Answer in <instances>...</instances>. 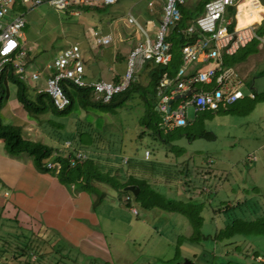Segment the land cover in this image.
Listing matches in <instances>:
<instances>
[{"label": "crops", "instance_id": "obj_1", "mask_svg": "<svg viewBox=\"0 0 264 264\" xmlns=\"http://www.w3.org/2000/svg\"><path fill=\"white\" fill-rule=\"evenodd\" d=\"M164 3L165 0H119L116 4L111 6H114V10L121 11L122 15L116 13V19L115 16L107 13L108 15L105 21L100 17L97 18L99 23L105 24L103 29L106 33L103 34L102 37L110 36L111 38L110 44L103 45L101 42L102 37H100L99 45H111L112 48L105 53L107 56L106 60L108 61V77L111 79V82L106 83H113L116 78H122L125 72V60L129 51L138 41H142L143 39V35L136 28L137 26L128 23V16L130 15L141 28L146 30L148 36L150 35L149 37H152L159 26ZM17 4L20 5L17 0H15L14 8L16 11H19L21 5L17 9ZM104 7L105 6H102L95 0L92 6H84L82 8L93 12H100ZM68 14L71 15L70 13ZM87 14L91 16L92 13L89 12ZM91 17L95 19L93 14ZM120 19L123 23V27L120 26L119 21L117 22V20ZM91 21L90 19V23H92ZM254 44L255 43L252 42L232 57H223L224 67L238 75L242 81L241 85H244V83L248 85L247 79L249 75L252 74L251 72L261 65L264 66V60H262L264 57V47L258 43L256 45ZM88 53H90V57L84 56L82 53L84 57V70L88 62H92L93 58L97 59V55L92 53L91 49H88ZM28 57L30 67L32 65L37 67L34 65V59L29 56V53ZM193 66L198 69H193ZM205 66L206 65L203 63L192 64L187 72H197L205 68ZM86 73L89 80L103 81L97 69H94V72L92 69H88ZM93 73L97 76L93 77ZM258 74L259 76L256 79L261 83V87L264 88V69L262 68ZM137 78L140 81V78ZM178 82L179 79L175 78V85L172 86L173 88L171 87V90L176 87ZM167 83L170 86L172 82L167 81ZM185 85L184 91L176 95L180 98L178 100H173L171 105L173 109L179 107V105L190 102L191 96L188 97V95L192 90L210 91L213 86L212 84ZM254 87H256L255 79L252 81V87L249 89L250 91L246 96L239 93L240 96L234 103H221V108L216 111L220 112L218 114L216 112H202L206 115L209 113L215 114L214 117L213 115H202L198 116L199 118L201 117L199 121V118L196 117L194 121L191 120L189 122L186 117V124L192 122V127L197 125L199 129L209 132L211 137L205 139L214 143L217 141L218 136L216 131L221 127H238L239 130L242 126L246 129L251 128L255 136L253 137V141H251L252 143L244 147L242 152L243 156L233 160V162L236 163V167L241 164L242 157L245 158L247 165L248 163L249 165L253 164L254 167V164L259 162L264 167V100ZM11 94L14 96V107L21 109V113L14 114L12 116L14 120H3L2 116L0 118L4 124L20 128L21 137L24 140L43 144L46 142L44 136L48 135L47 138H49L53 135L51 137L55 139L49 138L48 141L50 142H47V145H50L53 149L52 145L57 143L60 149L55 152L61 151L64 153L71 151L73 152L72 158H74L75 154L78 152L86 156V159H78L74 164L76 162H81L83 164L88 159L92 158V154L86 152L87 150L83 145H78L77 137L73 138L70 136L59 141L57 139L60 136L57 131H55V134L53 129L50 130L49 133L47 132V130L51 129L52 123V120L47 119V117H51V115L45 116L44 114V117L41 115L40 117L30 118V114L27 113L28 111L22 107L17 99L15 87L10 88L9 97L6 104L3 106L9 104L8 100ZM36 97H31V101H35ZM255 100L257 101L253 103L252 101ZM176 101H178L177 104H175ZM2 107H0V109ZM225 109L229 111L225 112ZM106 118L108 120L110 117L107 116ZM42 120H44V122H41ZM212 121L213 123H211ZM207 122L210 126L209 130L205 129L203 126ZM103 124L105 127H101V129L106 132L107 123ZM78 126L81 129L83 127L81 123ZM58 128L60 129L61 127L59 126ZM90 129L94 130L93 121ZM106 133L111 135L113 132ZM226 136L229 140L236 139L235 133H231V131L227 133ZM152 141L155 144L154 147L158 144L159 149L163 150L162 155L167 151L168 148L166 144H159L154 140ZM180 142H183V139L177 144H180ZM186 142L188 144L191 143L187 140ZM64 144L69 148H64ZM185 145H181L182 149L185 148ZM148 149L149 148H146L144 153L145 151H150V149ZM129 150V154L122 156L118 172H120L122 166L126 164L128 156L131 155L130 153H132L135 148L133 147V150ZM55 152L53 157H56ZM149 153L151 156L148 157L149 159L145 158V154H140L136 156V160L148 162L152 156L156 157L152 155L151 151ZM196 153V155H200L203 154L204 151H196ZM52 158L51 160L48 159L41 163H37L33 160V157L27 153L11 155L7 152L2 141H0V185L2 186L0 190L4 193H8V196L5 198L0 196V251L9 248L7 253H4L1 257V262L3 264H8L10 262L13 264H174L170 262L171 259H165L164 249L166 248V240L163 236L166 232H170L171 237V232L176 233L174 230L177 228L175 221H178L181 227H183L185 223L180 217H177L175 214L169 215L157 211L148 213L141 212L136 202L133 200L127 204L125 196H121L122 199H120L119 202L104 200L105 191L108 187L107 185L92 182L91 179L88 181L79 180L77 182L64 181L59 176L60 163L56 160L53 161ZM178 158H183L186 161L189 160L186 154L182 153L181 156L178 154ZM110 159L112 162H110ZM217 159L219 160V158ZM108 160V165L116 166V163L113 162V160L115 161L114 158L108 157ZM202 160L203 161H200L201 165L208 169L206 171H209L210 176L212 175L210 178L211 180L214 179V184L218 188L220 185V187L224 189L223 184L220 183H226L227 175L223 176L222 181L218 178L219 174L223 172L226 174V170L221 168V164L224 161L222 160L219 165L215 166V163H212V159L209 156L203 157ZM217 163L218 162H216V164ZM205 165L207 166L205 167ZM169 166L171 167L172 165L170 164ZM206 171L204 169L201 170L205 178H207L208 175ZM215 174L217 177H214ZM153 181L156 182V179ZM183 181L185 180H181L180 183ZM250 183L253 184L251 181ZM101 185H105L106 188ZM182 187L183 186H181V189ZM181 189L180 192H182ZM253 190L256 191L253 192V194L257 196L256 198L264 204V187L260 189L254 188ZM233 192L234 187L228 198L232 199L231 195ZM101 194H103V196H101ZM111 195L119 197V193L114 189ZM132 210H135L136 214H134ZM257 214H264V210L256 212V215ZM156 219L159 220L160 225L161 221L169 220L168 225L164 228V232H160V229H158L159 226L155 228L153 222L156 221ZM172 239L178 242L177 234H173ZM167 243L170 245L169 242ZM172 243L173 245L175 244L173 241ZM27 247L31 248L28 256L22 254V249ZM127 251L133 252L128 256ZM176 251H178L177 247L175 252ZM178 253L180 255V250ZM193 257L196 256L194 255ZM257 257H261V255Z\"/></svg>", "mask_w": 264, "mask_h": 264}, {"label": "rangeland", "instance_id": "obj_2", "mask_svg": "<svg viewBox=\"0 0 264 264\" xmlns=\"http://www.w3.org/2000/svg\"><path fill=\"white\" fill-rule=\"evenodd\" d=\"M261 1L262 4H264V0ZM17 2L19 3V0H17ZM21 7V10L24 12L25 18V27L22 30L24 37L23 47L29 53V56L34 59L33 63H35V66L43 65L46 62L52 60L57 55L59 49L62 46L76 43L80 47L81 52L84 56L90 57L88 49H91V52L97 55V59L93 58L92 62H88L86 64V68L84 70L85 77L87 78L86 71H88V69H92L93 72L94 69H97L99 71V74L101 75L100 78L104 82H111V79L108 77V61L106 60L107 56L105 53L112 48L111 45L99 46L100 37H102V35L105 34L106 31L103 29V27H105V24L99 23L97 21V18L100 17L105 21L107 19V13H109L110 15L115 16V18L117 19L116 13L122 15L121 11L114 10V6H105L104 9H102L100 12H93L80 8L76 9V16H72L65 11L56 10L48 6L47 4H41L32 8L30 7V5H24V7ZM89 12L94 15L95 19L91 17L92 14L91 16L87 14ZM225 18L231 19L232 21L234 20L233 14L231 12L229 13V16H226ZM90 19L92 20V23H90ZM118 21L120 26L123 27L121 19L117 20V22ZM256 32L258 35H262L264 33V30L261 28V25H259ZM254 43V45L257 44L256 42ZM262 60H264V57ZM262 68L264 69V66L261 65L259 68L251 72L252 74L249 75L247 79L248 85L244 83V85L238 87L237 91L240 94L246 96L247 93L250 91L249 89L252 87V81L255 79L256 87L254 88L259 92L258 94L261 95L264 100V88L261 87V83L258 82L256 79L258 78V73L259 71H261ZM138 73H140V71L137 72V77H139ZM92 76L94 77L97 75L93 73ZM142 79L143 76L140 78V82L143 83ZM24 85L26 88L25 95L28 99H31V97L34 98L37 96L35 90L42 88L43 82H25ZM8 101L9 104L3 106L0 109V117L2 116L3 120H14L12 116L14 114H20L21 109H17L14 107L15 102L13 94H11ZM177 102L178 101H176L175 104H177ZM102 110L105 112L106 116L110 117L108 118V120L101 115L98 117L97 114L85 115L84 113L79 111L78 104H75L69 111H67L63 115H56L51 112H45L41 115L42 117H44V114L45 116L51 115V117H47V119L52 120V123L49 122L51 123V129L47 130V132L49 133V131L53 129L55 134V131H57L60 136L57 140L61 141L62 139L68 138L70 136L73 138L80 136V138L84 140L83 147L87 149V152L99 149L97 155L98 158H100L101 163L99 167H97V169H99V172L104 171L109 175H114L115 172L110 171L107 168V163H109V160L105 155H103L104 151L102 150H108L110 152V156L115 159V161L113 160V162L116 163V168H119V165L121 164L122 160V153L120 152L122 147L125 152H127L126 154H129V149L133 150V147L135 149H138V156L140 154H144V150L146 148H149L152 155H155L156 158L160 159V172H163V174L166 175V177L162 180H166L168 184H170L171 181L167 177H175L176 175L178 179L177 181H179L180 179V181L185 180L186 182H188L190 181L189 178L193 177L194 173H196V168H199L198 171L199 173H201L203 166L201 165L200 161H203V157H211L212 163H215V166L219 165L223 160L224 162L221 164V168L226 170V174H224L225 172H223L222 174L218 175V178L220 179V181H222L223 176L227 175L228 184L225 186L229 185L232 188L234 187V192L231 195L232 199L228 198L229 195H227L226 193V187L223 189V187H220L219 185L218 188L214 184V179L211 180L210 177H212V175L210 176V173H208L207 175V178L210 182L209 186H207L206 191H204V194L196 195V198L199 200L208 201L212 205H215V208L217 207V211L220 212L218 218L219 223L224 222L226 220V217L223 213L229 212L227 214L233 216L234 214L239 215L241 211V215L244 216L245 213L247 215V213L249 212L253 213L254 211L260 212V210H264L263 202L257 199V196L253 194V192H256L253 190L254 188L260 189L261 187H264V167L259 162H256L254 164V167L253 164L249 165L248 163L247 165L244 157L241 158V164L238 165V167H236V163L233 162L234 159L243 156L242 152L244 150V147L252 143L251 141H253L255 133L253 130H251V128L246 129L242 126L239 130L238 127H221L219 130L216 131L218 136L217 141L215 143L208 139H202L197 137L194 141L188 144L186 140L183 139V142H180V144H178L179 147L174 149L177 151V154H180V156L181 153L186 154L189 160L186 161L183 158H177V165L175 167H170L169 165L173 163L171 161L175 156L176 152L173 153L172 151L167 150L162 155L163 150L159 149L158 144L154 147L155 144L151 140V138L145 137L143 140H139L138 138V135L140 133L139 123L141 120L143 121L144 116L143 105L138 96L132 95L122 106H114L112 112H109L105 109ZM99 112L103 113L101 111ZM216 113L218 114L220 112ZM202 115L204 114H195L193 107L189 106L187 108L186 117L188 119V122L191 120L194 121L196 117L199 118L198 116ZM214 116L215 114L213 115V117ZM200 118L198 119V121L200 120ZM92 121L94 130L91 131L90 128ZM41 122H44V120H42ZM80 123L83 125L82 129L78 126L80 125ZM103 123H107L106 132H113L111 135L107 134L101 129V127H105ZM211 123H213V121ZM59 126L61 127L60 129L58 128ZM203 126L207 130L210 129L208 122L205 123V125ZM187 127L188 128H182L183 132L194 134L195 136H197L201 131V129H199L197 125L194 127ZM230 131L231 133H235L236 139H228L226 134ZM92 132L93 134H91ZM90 134L91 136H89ZM51 136L49 138L55 139ZM47 137L48 135L44 136V140L46 141L44 143H46V146H50L47 145L50 142L48 141L49 138ZM80 142L82 143V141ZM181 145H185V148L182 149ZM52 147L54 152L60 149L57 143H54ZM63 147L66 149L69 148L65 146V144ZM182 150H184L185 152ZM195 150H203L204 153L196 155L199 153H196ZM53 151H51L50 154L52 155L49 158L53 157ZM217 158H219V160ZM110 162H112L111 159ZM216 162L218 163L216 164ZM167 166H169V169L167 168ZM206 166L207 165H205V167ZM113 170L115 169L113 168ZM122 170L123 169H121V171ZM206 170L208 169L206 168ZM201 176L202 178H205L203 174H201ZM214 177H217V175L215 174ZM133 178L135 177L133 176ZM250 181L253 184H251ZM151 182L152 180L149 181V183ZM101 186L106 188L105 185ZM181 186L182 185L180 184L178 192H180ZM1 187L2 186L0 185V189ZM181 190L184 191L185 188L182 187ZM3 193L4 192L0 190V196ZM112 193L113 188L108 186L107 190L105 191L104 200L106 199L108 201L111 200L119 202V200L122 199V197L117 198V196L111 195ZM101 196H103V194H101ZM132 200L135 199L132 198ZM223 202L226 203L228 208L227 210L223 208ZM229 208L233 209L230 210ZM222 210H225V212H223ZM207 221L205 222L204 231L206 232L204 233L202 243H190L188 241H185L183 242V245L172 239L173 234L181 235L184 234V232L186 231L184 225L183 227H181L179 222L175 221L177 228H175L174 230L176 231V233L171 232V237L170 232H166L163 236V238H165L166 240V248L164 249L165 259H171L170 262L174 264H183V259L189 260L187 261V264H224L225 262L223 259H225L226 257H230V255H233L229 264H264V237L253 236L246 238H234L232 239L231 243L236 244L235 246L230 244V242L218 243L216 241H213L212 237L209 234V232L212 231V227L216 228L218 227V225H210V222ZM168 222L169 220H163L161 221L160 225L159 220L156 219L153 224L155 228L159 226L158 229H160V232H164V228L168 225ZM171 240L175 242L174 245ZM167 242H169L170 245ZM176 247H178V249L180 250V255L177 251L175 252ZM132 252L133 251H127L128 256H130ZM254 252L260 254L261 257L256 258L254 256ZM194 255L196 257H193ZM8 264L13 263L10 262ZM184 264H186V262Z\"/></svg>", "mask_w": 264, "mask_h": 264}, {"label": "built area", "instance_id": "obj_3", "mask_svg": "<svg viewBox=\"0 0 264 264\" xmlns=\"http://www.w3.org/2000/svg\"><path fill=\"white\" fill-rule=\"evenodd\" d=\"M95 0H19V4L35 7L41 4L76 15V9L92 6ZM102 6H111L119 0H97ZM201 0H165L159 26L152 37L129 15V24L136 25L143 35L129 51L125 60V72L117 84L101 80H89L84 73V57L78 45L62 46L57 55L44 65L31 66L28 52L24 49L22 30L25 27L24 12L15 10V0H0V74L7 66L22 82L42 81L43 87L36 89L37 95H45L57 111L65 110L70 99L66 89H84L90 99L100 104H109L117 94L124 93L130 83L136 82L137 72L146 63L167 66L171 61V44L166 41L170 29L180 20L179 7ZM234 20L226 19L229 13ZM261 25L264 30V4L261 0H207L204 2V14L189 25L182 35L191 38L199 35L191 44L181 49L182 65L177 71L179 79L176 87L167 95L158 90V110L164 116V123L170 128L186 125L187 107L195 113L216 112L221 103H234L240 96L237 91L242 81L238 75L223 65V57H232L241 49L257 42L264 47V33L256 30ZM103 45L111 42L110 36L102 37ZM203 63L205 68L187 77L192 64ZM167 79L162 84L168 86ZM185 84H205L213 86L210 91H191L190 102L173 109L169 101L184 91ZM148 158L149 151H145ZM78 159H86L80 152L70 159V165ZM4 193L1 197H7ZM128 198H125L127 201ZM136 214L135 210H132Z\"/></svg>", "mask_w": 264, "mask_h": 264}, {"label": "trees", "instance_id": "obj_4", "mask_svg": "<svg viewBox=\"0 0 264 264\" xmlns=\"http://www.w3.org/2000/svg\"><path fill=\"white\" fill-rule=\"evenodd\" d=\"M205 1L207 0H201L200 2H194L179 7L180 20L177 22L175 27L170 29L169 35L166 38V41L171 44L170 63L167 66H156L151 65L149 62L146 63L140 70V73H138L139 78L143 76L144 84L140 82L139 79L136 82L130 83L127 90L124 93L115 95L109 104L103 105L90 99L87 90L72 89V91H70L69 89H66V95L70 99V104L65 110L57 111L45 95H37L35 101L28 99L25 95L26 88L24 82L20 81L17 76L14 75L13 69L10 66H7L0 74V107L6 104L10 93L9 89L11 87H15L17 99L22 107L28 111L27 113L30 114V118L40 117L42 113L47 111H51V113L56 115H63L75 104H78L79 111L85 115L97 114L98 117L101 115L106 118L107 116L102 109L112 112L114 106H122L132 95H136L142 102L144 110L143 121L141 120L139 123V140L149 137L151 140L156 141V143L159 142V144H166L168 148L167 150L172 151L173 153L176 152L171 161L173 162L171 165L175 167L178 162V154L174 148L179 147L177 143L181 139H186L188 142H191L197 137L207 138L211 136L210 133L206 132L205 130H201L197 136L183 132L182 128H188L187 126L192 127V122L187 123L184 127L170 128L167 126L164 123L163 114H161L158 110L160 98L158 97L157 93L158 90H161L162 95H167L173 88L172 86L175 85L174 82L177 71L182 65L181 49L185 45L191 44L194 39L199 37V35H195L191 38H187L182 35V32L189 25L193 24L198 17L204 14ZM18 7H20V5H17L16 8L18 9ZM21 9L22 7L19 10ZM195 66H193V69H198ZM195 73L196 71L193 73L188 72L186 76L189 77ZM163 79H167L168 82H172L170 86L163 85ZM120 81L121 79L116 78L113 83L117 84ZM256 101L257 100L252 102L255 103ZM219 108H221V106ZM98 110L103 113H100ZM228 111V109H225V112ZM196 114H204L205 116L212 115H206L205 113ZM91 134H93V132ZM91 134L89 136H91ZM77 138L78 143H81L80 141H82V143L78 145L82 146L84 140H82L80 136ZM0 141H2L7 152L11 155L27 153L33 157V160L37 163H41L48 159L51 160L49 157L52 155L50 153L53 151V149L50 146L24 140L21 137L20 128L4 124L1 118ZM98 151L99 149L88 151L92 154V158L88 159L83 164L81 162H76L74 165H70L69 161L73 157V152L71 151L64 153L61 151L55 152L56 157H53L52 159L53 161L56 160L60 163L59 176L64 181L77 182L79 180L88 181L91 179L92 182L101 183L112 187L119 193V197L117 198H120L123 195L127 197L129 199L127 204H129L132 201V198H134L135 200L133 201L136 202L141 212L148 213L157 211L169 215L175 214L177 217H180L185 223L184 226L186 231L184 234H177L178 243L183 244L185 241L190 243H202L204 233L206 232L204 231V227L207 220V222H210V225H218L216 228L212 227V231L209 232L213 241L218 243L230 242V244L235 246L236 244L231 243L232 239L234 238H246L253 236L264 237V214L256 215V211L253 213L249 212L247 215L245 213L244 216L241 215V211L240 213L238 212L239 215L234 214L233 216L227 214L229 212L223 213L226 217V220L221 223L218 222L220 212L217 211V207L215 208V205H212L208 201H203L196 198V195L204 194V191H206L207 186L210 184L208 178H202L200 175L202 173H199L198 171L199 168L196 170V173H194L193 177L189 178L190 181H183L180 183V181H177L178 179L175 175L176 178L167 177L171 181L170 184H168L166 180H162L166 177V175H164L163 172H160L161 164L159 159L152 156L148 162L137 161L136 156L138 154V149H135L132 153H130L131 155L128 156V160L126 161V164L122 166L123 170L121 172H118V168H114L116 166L108 165L107 168L110 171L114 172L113 168L115 169V174L109 175L104 171L99 172V169H97L101 163L97 155ZM102 151H104L103 155H105L107 158L112 157L110 156V152L108 150ZM120 152L122 153V156L126 155L127 153L123 147ZM167 168L169 169V166H167ZM203 169L206 171V168L203 167ZM206 173L208 174L209 171H206ZM133 176L135 178H133ZM155 178L156 182L153 181ZM151 180L152 182L149 183ZM225 182L226 183L220 184H223L224 188L226 187V193L230 196L233 188L229 187V185L225 186L228 184L227 180ZM180 184L185 187V190L179 193L178 188ZM127 186H133L137 188V195L133 196L131 193L125 192L124 189ZM222 204L223 208L227 210L228 208L226 203L223 202ZM229 209L232 210L233 208ZM222 211L225 212V210ZM8 250L9 248H5L0 251V264H3L1 262V257L4 253L6 254ZM22 250V254L28 256L31 248L27 247ZM177 250L179 251L178 247ZM259 255L260 254L254 252L255 257ZM232 257L233 255H230V257L223 259L225 262L224 264H229ZM182 261L184 263L186 262L187 264V261L189 260L183 259Z\"/></svg>", "mask_w": 264, "mask_h": 264}, {"label": "water", "instance_id": "obj_5", "mask_svg": "<svg viewBox=\"0 0 264 264\" xmlns=\"http://www.w3.org/2000/svg\"><path fill=\"white\" fill-rule=\"evenodd\" d=\"M190 96H191V93L188 95V97H190ZM179 98H180L179 96H176L174 100H178ZM184 98H187V97H184ZM172 103H173V100L169 101L168 104L171 105ZM124 191L131 193L133 196H136L137 193H138V189L135 188V187H133V186H127V187H125Z\"/></svg>", "mask_w": 264, "mask_h": 264}, {"label": "clouds", "instance_id": "obj_6", "mask_svg": "<svg viewBox=\"0 0 264 264\" xmlns=\"http://www.w3.org/2000/svg\"><path fill=\"white\" fill-rule=\"evenodd\" d=\"M69 163H70V162H69ZM125 198H127V197H125ZM128 200H129V199H128ZM128 200H127V201H128Z\"/></svg>", "mask_w": 264, "mask_h": 264}]
</instances>
